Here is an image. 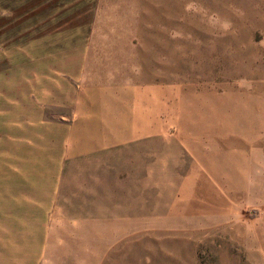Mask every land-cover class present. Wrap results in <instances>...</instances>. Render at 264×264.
<instances>
[{
    "label": "rangeland",
    "instance_id": "rangeland-1",
    "mask_svg": "<svg viewBox=\"0 0 264 264\" xmlns=\"http://www.w3.org/2000/svg\"><path fill=\"white\" fill-rule=\"evenodd\" d=\"M92 86L130 141L70 161ZM0 264H264V0H0Z\"/></svg>",
    "mask_w": 264,
    "mask_h": 264
},
{
    "label": "crops",
    "instance_id": "crops-1",
    "mask_svg": "<svg viewBox=\"0 0 264 264\" xmlns=\"http://www.w3.org/2000/svg\"><path fill=\"white\" fill-rule=\"evenodd\" d=\"M103 96V100H100ZM132 96L130 89L123 87H113L112 89L111 87L92 86L82 89L77 95L79 105L76 108V121L71 127L74 134H79L78 138L72 137L77 147H72V145L68 147V152L66 153L71 155L67 157L69 158L68 160L76 161V159H83L80 156L88 155L92 152L97 155L113 150L118 145L128 143L132 133V109L135 106L132 105V100L134 101ZM135 110L137 111V107ZM101 122H103L102 125H109L105 129L110 130L108 133V136L111 137L110 140L104 138L106 135H102L100 131ZM116 133L120 134L121 137H116ZM72 155L76 157L73 158ZM88 160H93L91 161L92 164H107L101 158ZM61 171L63 173L65 169ZM61 175L65 176V174H60V178Z\"/></svg>",
    "mask_w": 264,
    "mask_h": 264
}]
</instances>
